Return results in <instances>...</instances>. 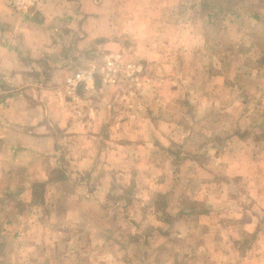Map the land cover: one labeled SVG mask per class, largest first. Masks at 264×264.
<instances>
[{
	"label": "crops",
	"instance_id": "0c3cea01",
	"mask_svg": "<svg viewBox=\"0 0 264 264\" xmlns=\"http://www.w3.org/2000/svg\"><path fill=\"white\" fill-rule=\"evenodd\" d=\"M116 44L119 47H112ZM134 50L138 59L125 56ZM103 53L104 66L98 69L94 58ZM109 61L114 62L113 70ZM150 62L157 67L153 73L147 71ZM149 75L158 86V78H165L167 86L161 89L165 106L183 113L190 108L205 110L180 140L182 152L188 154L181 157L180 166L195 172L199 186L205 179L201 172L212 173L214 183L238 185L245 173L250 190L264 192V0H0V253L18 258L15 264H148L150 256L142 245L152 244L150 253L155 255L183 251L174 246L182 242V231L172 232L164 224L170 223L172 204L180 208L176 218L187 211L181 209L186 199L181 188L193 182L183 173L174 184L171 165L169 184L167 167L157 162H171L176 156L167 146L174 134L166 133L163 140L160 132L144 133L143 126L138 132L127 130L140 136L138 154L149 151L150 156L143 157L153 159L141 168L139 156L127 174L129 188L149 187L146 213L163 219L158 233L149 228L153 224L146 225L148 234L138 231L139 222L131 232L121 224L117 228L114 222L125 219V213L110 217L102 211L92 213L100 209L92 203L96 186L87 188L72 177L87 167L89 177H94L95 166L106 172L105 157L120 148V134L118 141H111L110 128L117 132L122 128L121 136H126V114L131 110L132 121L148 107L135 99ZM140 79L135 89L127 86L124 98L115 91L111 101L101 100L107 87L118 89ZM158 96L153 94L150 112L158 108L162 98ZM126 97L134 99L126 100L128 110L119 101ZM235 108L239 110L232 120L230 111ZM109 111L117 116L110 118ZM205 155L211 160L190 168ZM221 168L225 175L217 176ZM190 198L196 199L191 194ZM208 203L202 210L188 211L211 217L215 207ZM257 213L255 209L251 215ZM64 221L70 222L69 229L59 228ZM205 224L210 226L209 221ZM259 224L256 240L239 264H264V229ZM219 228L211 231L204 226L203 232L217 234L216 243L221 240ZM61 235L67 239L64 247L58 240ZM127 235L136 256H129L133 247L123 240ZM201 238L198 247L190 244L193 251L207 243L204 235ZM218 256L204 264L235 262ZM181 260L173 259V264H189Z\"/></svg>",
	"mask_w": 264,
	"mask_h": 264
},
{
	"label": "rangeland",
	"instance_id": "374dc122",
	"mask_svg": "<svg viewBox=\"0 0 264 264\" xmlns=\"http://www.w3.org/2000/svg\"><path fill=\"white\" fill-rule=\"evenodd\" d=\"M112 47H119V45L116 44V45H113ZM80 49H82V47H78V51H81ZM124 54L125 56H127V58H130V59L139 58V57L136 58L138 54V50L136 51L134 50V52L127 51ZM103 56L104 57L106 56L105 53L99 54L97 59L94 58V62L98 69H100L101 67L103 68L104 66ZM156 68L157 67H155L154 63L150 62L149 67L147 68V71H150V73H153V70ZM151 78L152 77L150 75L147 76L145 78V81L142 83V85H141V82L143 79H140V80H133V81L126 82L127 83L126 86L124 85L123 87L118 88V89L112 88V86L107 87V94L104 95L101 100L111 101V98H113L114 94H117L116 93L117 91L120 93L124 92L126 94V88L128 85L132 89H135V87L140 84L141 86L138 89L141 93L138 95L139 98L136 97L135 100L137 101L142 100L143 103H145L148 107L144 109L143 111L137 112L136 113L137 118L132 121H130L129 119V118H133L130 115L131 110L129 111V115L126 114L127 116L126 117L127 119L126 133H125L126 136H121L122 128L119 129L120 132H117L116 130H114L115 127L112 129L110 128L111 131L113 130L110 136L111 141L113 142L118 141L116 140V134H120V148H119V151L110 150L109 151L110 155L108 156V158L105 157L107 159L106 160L107 170L105 173L103 174L101 173L103 169L102 167L95 166V167H92L91 169L92 172L95 174L93 175L94 177L91 176L92 173L90 174L91 177H89V174L85 173L87 170H89V168L87 167V168H84V171L79 169V170H76V173H72L73 180H76L79 183H84L87 186V188L89 187V185L96 186L95 188L96 191L93 194V197L94 196L95 197L93 198L92 203L93 205H96V207L100 209L99 210L95 209L92 211V213L94 212L98 213L99 211H102L103 214L105 213L109 217L110 215L111 216H114V215L123 216V214L125 213V219L123 218H122L123 220L120 219L121 221L119 220V223L118 221L114 222V225H116L117 228H119V224H121L125 227L124 228L125 231L128 230V232H131V230L134 228L133 226L137 227L135 222H139L141 223V225H140V228H138V231L141 230L143 233L148 234V228L146 227V225L153 224V225H150L149 228L154 227L153 230L155 231V233H158L159 224L160 225L162 224L161 220L163 219L161 218L158 219L157 215L155 219V215L153 216L150 215L149 211L148 213H146L148 204H149L148 203L149 202L148 196L150 195L149 193L150 190L148 189L149 187L147 189L142 188V187L141 189H137V188L135 189L134 187L133 189L129 188L130 187L129 186L130 176H128L127 174L128 173L127 169L134 165L133 164L134 160L138 159L139 156L141 157H139L140 163L138 165H140L141 168L144 165L145 166L151 165L152 163L150 162L153 159H149L148 157L147 158L143 157V155L145 154L150 156L149 151H147L145 154H143V152L142 154L140 152V155L138 154V149L136 146H137V143L139 142L140 136L136 134L129 135V132H127V130H129V128H132L133 131L138 132L143 126L144 133H147V134L154 133V136H156L158 132H160V134H162L163 140H166L168 138L167 136H165L166 133L174 134V136H176L175 139H173V141L170 143L167 142V146L171 148L170 151H172L173 153L176 152V156L172 157L171 162L164 160V159L163 160L159 159L157 162H159L158 163L159 167H162V168L167 167V179L168 180L165 179V181H167L169 184L172 181L174 182V184L180 182L181 175L183 173H184L183 176L185 177V180L188 179V180H192L191 182H193L192 186L189 185L188 188H185V187L181 188V191L184 194L183 196L186 198L184 201V206L181 207V209L186 207L187 211H184V213L181 214L182 215L181 218H176V215L180 213V208H178L177 205L173 207L174 204H172V208L174 209L173 210L171 209L172 213L171 212L169 213L168 219L170 220V223L164 224L166 225L167 228H169L168 230H172V232L180 231V230L182 231L183 233L182 242L180 241L181 243L178 242V244L175 243L174 246H176L175 248L179 247L183 251L175 253V251L172 250V252L170 253L169 252L162 253V254L157 253L155 255L153 253H150L152 251V244L146 245L144 247L142 245L141 250L143 251V248H145V252H147L148 253L147 255L150 256V258L147 260L148 264H153L156 261H161L163 262V264H173V259L174 261L178 260V262L180 261V259H182L181 261H186L189 264H204V262H206L211 256L213 255L216 256L218 253H219V256H224V257L230 256L231 258H233L235 262H231L230 264H233V263L239 264V261L242 262V257H244L245 253L249 251V247L252 246L253 241L256 240L255 237L259 231L257 224L260 223L261 216H264V203H261L264 200V192H262V190L260 189L250 190V187L248 186L246 182L245 173H242V175H244L245 177H243L240 180L239 185H238V181L232 182V180L229 177L230 174L229 175L226 174V178L231 180L232 184H229V181L227 183L223 181H221L220 183L219 182L214 183L213 182L214 175L212 173L201 172L200 173L201 177H205V179L203 178L200 179L199 182L201 183V186H199V184L195 181V179H193V174L195 172L193 171L189 173L187 172V170L185 171V167H187L188 165L185 166L182 164L180 166L181 157L182 156H184L185 158L188 157V154H185L182 152L180 140L185 136L186 132H184V130H186V128H188L189 125H190V128H192L191 126L193 124H197L198 122L197 120L200 119L201 114L205 113V110H198V109L194 110L190 108V109L185 110L183 113V109L181 108L180 109L175 108V107L173 108L171 105H167L169 107L165 106L167 101L161 89L164 86H167L164 83L166 82V80L163 77L158 78V82H159V86H158L154 83V81L151 80ZM156 92L162 98L158 99V104H159L158 108H155V110L151 108L152 112H150L149 106L151 104V100L154 99L153 94H155ZM124 93L121 94L123 98L125 97ZM159 96L157 98H159ZM191 96L196 97V94L191 93ZM126 100H130L133 102L134 99H129V97H126V99H121V98L119 99V101L121 102L120 105L125 107V110L128 108V106L126 105L127 103ZM155 105L157 104H154L153 106ZM162 106H165V107L163 108ZM165 108H170V109H165ZM238 110L239 109L235 108V109H232V111H230L232 120L234 117L237 116L236 114ZM121 115L122 113H120V117ZM108 116L110 118H115L117 115H113V112L110 115V111H109ZM137 122H141V126L137 125L136 124ZM154 125L156 126L153 129ZM229 127H232V125ZM124 137H126L125 142H124L125 146L122 145L123 143L122 139ZM110 145H112V143H110ZM122 148L125 149V154L123 156H122V151L124 149ZM197 154H198L197 152L194 153L195 157H197ZM210 160H211V157H208V155H205V157L196 158V160L194 161V164H192L191 167L189 165V167L192 168L195 166H199ZM171 165H174L175 172L178 173L177 174L178 177H176L175 172L171 174L172 181H170V177H169V169L171 168ZM221 169L222 171L219 170L217 172L216 174L217 176L225 175V171L223 170V168ZM116 170H118L117 173H115ZM148 171L149 170H145L143 173L146 175ZM183 176H182L181 181H184L186 184L187 182L183 180ZM131 177H133V174L131 175ZM87 179H90L88 184H87ZM235 182L237 185H235ZM118 184H120V186ZM123 184L124 186H121ZM223 184L225 187L221 189L220 186ZM132 191L134 192V195ZM109 192H111V194H109ZM117 193L118 194L123 193V195H125L126 197L118 199V197L116 196ZM190 194L196 199H191ZM97 199L99 201H96ZM203 199H205L204 201L206 202L205 204H203L204 203ZM127 200H129V202L131 203L125 206V202H127ZM153 200H155L154 197H153ZM208 202H212V205H214L215 207L214 209L211 208L213 210L211 217L209 215H203V214L195 216L194 214H191L190 211H188L192 207L202 210L205 207H207L208 204H211ZM157 203H158V199H157ZM83 205H84V202H83ZM100 205H102L103 207H100ZM255 209L259 212L257 213V216L251 215V212ZM136 220H142V221H136ZM207 221H209L210 226L205 224ZM41 223L43 224L47 222H41ZM69 224H70L69 221H64V223L61 224V226L59 225V228L64 227L66 229H69ZM260 225H262L263 227L262 229H264V218L262 222L259 224V227H261ZM204 226L210 227L211 231L215 227L220 226L219 229H220L221 234L219 236L221 237V240L219 241L222 242L221 245L220 243L217 244V242H219L218 240L216 241V243H214V237H218L217 234H206V232L205 233L203 232ZM211 226H214V227L212 228ZM142 228H145L144 229L145 232L142 230ZM63 232L67 233L68 231L63 230ZM203 235L205 236L206 238L205 242L207 243L204 244V247L202 248L200 247V251L199 249H198V252L193 251L190 244H193L195 247H198V245L200 244L199 243L200 240L202 242L204 240V238H201L203 237ZM161 239L163 240L164 238L162 237ZM58 240L62 242L63 247L66 246L65 241L67 239H63L62 237L61 240L60 239ZM123 240H125V242H128L127 244L128 248L129 247L134 248V249L133 248L130 249L129 256H136V252L134 251L135 247L129 242V240H131L130 236L127 235L126 239L123 238ZM216 246H218V249H216L217 248ZM201 249H203V251H201ZM120 254L122 253L119 252V255ZM219 256L217 259H219ZM236 258L237 260L239 259L237 262H236ZM0 260H2V262L0 261V264H5V263L15 264V262H18L17 261L18 258L16 259L12 257L11 254H3V253H0ZM122 264H130V261L126 263H122Z\"/></svg>",
	"mask_w": 264,
	"mask_h": 264
},
{
	"label": "built area",
	"instance_id": "2783aa9c",
	"mask_svg": "<svg viewBox=\"0 0 264 264\" xmlns=\"http://www.w3.org/2000/svg\"><path fill=\"white\" fill-rule=\"evenodd\" d=\"M108 64H109V69H110V70H113V69H114V62H113V61H109ZM129 66H130V67H133V69H140L139 67H136V66H134V65L132 66V64H129ZM109 74H110V73H109ZM83 77H84V75H83Z\"/></svg>",
	"mask_w": 264,
	"mask_h": 264
}]
</instances>
